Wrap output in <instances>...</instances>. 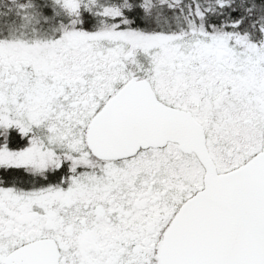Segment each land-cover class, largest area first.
<instances>
[{"label": "snow or ice", "instance_id": "obj_1", "mask_svg": "<svg viewBox=\"0 0 264 264\" xmlns=\"http://www.w3.org/2000/svg\"><path fill=\"white\" fill-rule=\"evenodd\" d=\"M0 264H264V0H0Z\"/></svg>", "mask_w": 264, "mask_h": 264}]
</instances>
